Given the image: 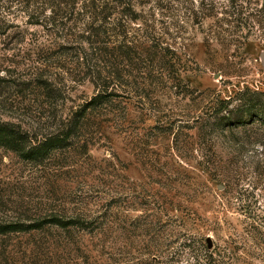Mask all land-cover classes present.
<instances>
[{"label":"rangeland","instance_id":"1","mask_svg":"<svg viewBox=\"0 0 264 264\" xmlns=\"http://www.w3.org/2000/svg\"><path fill=\"white\" fill-rule=\"evenodd\" d=\"M194 2L133 0L140 19L131 34L174 51L181 89L167 77L144 105L118 97L100 131L92 127L80 146L44 165L0 147V221L32 222L55 206L105 222L94 230L1 234L0 264H205L188 257L180 245L186 239L196 252H213L217 264H264L262 129L233 135L206 123L215 92L234 85L264 91V39L237 51L216 42L208 48ZM18 24L0 35V119L32 128L53 121L51 111L71 113L96 90L77 65V43ZM62 63L68 74L55 66ZM51 78L52 98L41 83ZM180 248L185 258L175 254Z\"/></svg>","mask_w":264,"mask_h":264},{"label":"trees","instance_id":"2","mask_svg":"<svg viewBox=\"0 0 264 264\" xmlns=\"http://www.w3.org/2000/svg\"><path fill=\"white\" fill-rule=\"evenodd\" d=\"M196 2L194 20L201 29H206L203 31L208 48L216 42L227 51L231 47L237 51L254 38L264 39V0ZM138 19L140 14L133 0H0V35L8 34L20 21L42 26L49 36L64 39L65 46L77 43L78 46L74 47L77 65L90 77L96 90L71 113L58 115V111H51L46 116L53 117V121H37L32 128L21 122L0 119V147L26 162L44 165L57 154L80 146L82 135L89 133L92 127L100 131L102 122L110 120V115L114 114L118 97L125 96L144 105V100L152 99L151 92L167 81V77L177 80L179 84L175 87L180 88L183 80L180 68H176L174 51L164 47L163 41L156 40L155 43L151 36L144 39L133 36L131 24L137 23ZM204 23L207 28H203ZM257 29L262 31L258 34ZM62 64L55 66L68 74L70 70ZM51 79L41 80L50 98L55 96V83ZM209 103L206 123L210 128L235 135L243 128L259 127L262 129L260 136L264 153V91L234 85L225 94L222 90L215 92ZM82 146L87 151L88 144L85 142ZM261 163L264 166V158L259 159ZM52 170L49 167L44 172L48 176L52 175ZM47 208L50 213L29 218L32 222L0 221V235L21 231L22 228L33 231L46 227L94 230L105 223L96 226L98 219L88 214L78 212L69 215L55 206ZM187 240L180 245L188 250V257L195 262L202 259L205 264H217L213 252L208 249L204 253L201 250L196 252L193 240ZM184 251L180 248L175 254L185 258Z\"/></svg>","mask_w":264,"mask_h":264}]
</instances>
